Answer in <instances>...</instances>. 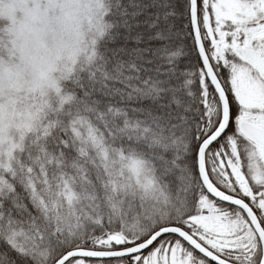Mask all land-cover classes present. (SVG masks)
<instances>
[{
  "label": "snow or ice",
  "instance_id": "obj_1",
  "mask_svg": "<svg viewBox=\"0 0 264 264\" xmlns=\"http://www.w3.org/2000/svg\"><path fill=\"white\" fill-rule=\"evenodd\" d=\"M0 264H264V0H0Z\"/></svg>",
  "mask_w": 264,
  "mask_h": 264
}]
</instances>
